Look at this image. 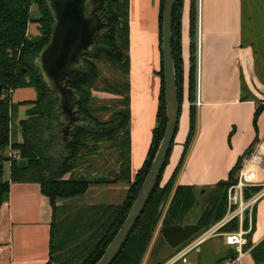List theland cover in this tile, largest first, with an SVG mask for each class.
<instances>
[{"label":"trees","instance_id":"obj_1","mask_svg":"<svg viewBox=\"0 0 264 264\" xmlns=\"http://www.w3.org/2000/svg\"><path fill=\"white\" fill-rule=\"evenodd\" d=\"M130 0H109L102 10V19L106 26L101 30L102 37L92 52L83 56L84 67L81 71L72 73L67 86L78 94L77 114L82 122L77 123L71 131V137L65 142L63 149L67 156L58 158L51 154L58 142L53 131V122L57 120V98L44 83L34 60L48 44L51 35L53 18L45 0H0V216L3 204L10 196L11 183H38L42 193L49 199L53 212L51 227L50 260L52 264H97L106 252L108 246L118 233L127 218L142 184L149 172L152 161L163 138L167 123L165 105V78L162 53V24L165 0H161L160 8V48L162 53V86L157 112V125L152 134V141L143 166L137 172L134 180L131 175V98H130ZM37 5L39 16L33 18L31 9ZM184 0H177L173 11V57L175 62L177 86L179 91L180 114L184 96V65L182 59V11ZM37 23L40 35L29 37V26ZM197 0H190V68L188 77V97L190 102V128L185 143L187 152L196 132L197 122ZM245 36V35H244ZM253 43L258 55V40ZM109 66L114 72H122L121 78L114 79L102 71ZM108 68V67H107ZM22 69L27 73L23 74ZM256 75L264 85V67L256 61ZM34 88L36 100L24 103L30 106L26 110V118L19 123L22 143L14 139L17 133L12 131V96L15 90ZM99 92H107L119 97L123 108L98 105L101 100ZM264 106H258L255 113V124ZM110 115L103 119V115ZM179 123V122H178ZM178 127L176 130V134ZM108 144L104 146L103 144ZM174 146L170 148L165 167L158 184L150 196L146 208L136 222L120 253L111 264H141L152 242L153 236L162 220V228L172 225H185L187 217L200 204L205 192H211L208 202L201 207V214L195 219L202 229H210L218 223L227 212V191L236 183V173L248 150L237 165L232 169L227 181L218 183L214 188L198 189L193 186H178L174 190V180L177 174L164 186L161 185L164 170L169 162ZM11 148L17 152L19 159L6 158L4 151ZM116 155L113 161L108 160L106 174L99 165V159L104 153ZM184 159V157H183ZM178 167V171L183 163ZM19 160H26L27 166L20 168ZM11 162L10 181L4 180V164ZM112 165H109V164ZM96 168L92 175L84 174L83 170L74 171L84 165ZM93 165V166H92ZM112 167V168H110ZM110 169V170H109ZM127 183L129 189L123 203L97 205H68L66 201L83 196L91 187L110 184ZM259 187L248 189L246 197H251ZM204 191V193H203ZM60 201V205L58 202ZM165 204L163 211L159 209ZM168 205V206H167ZM61 208L65 215L62 221L64 231L60 242L55 245L57 233V212ZM163 217V219H162ZM255 223V212H254ZM248 228L247 219L243 223ZM239 229V221L233 220L222 228L221 232H235ZM248 235L249 251L257 264H264V241L257 246L251 242ZM58 247V248H57ZM58 255V259L56 258ZM227 260H234L236 254L229 252Z\"/></svg>","mask_w":264,"mask_h":264},{"label":"crops","instance_id":"obj_2","mask_svg":"<svg viewBox=\"0 0 264 264\" xmlns=\"http://www.w3.org/2000/svg\"><path fill=\"white\" fill-rule=\"evenodd\" d=\"M129 7L130 20L134 21V28L132 24L130 31L131 175L134 180V175L146 160L157 125L155 115L162 86L161 0H130ZM197 9L196 132L185 153L190 128L188 77L191 40L190 0H184V96L178 131L161 185L167 184L177 172L174 190L178 186L214 188L228 180L230 172L248 150L261 156L259 180L264 184V109L257 123L254 122L258 106H264V85L256 75L257 59L264 67V0H197ZM254 10L261 13L258 22L252 15ZM256 39L258 55L251 43ZM22 109L25 116L18 120V124L26 118L28 107L23 106ZM16 133L15 141L22 143L20 131ZM16 153L9 147L3 154L11 158ZM5 165H8L10 178L11 162ZM103 187L109 188V198L116 191L129 189L127 183ZM91 189L93 187L83 195L86 200L82 205L113 204L96 200L97 191ZM52 222V207L40 184L11 183L10 196L1 208L0 264H47ZM262 241L264 196L256 205L251 235L254 247ZM152 248L141 264H168L173 257L153 261ZM230 251L223 252V257L219 258L220 246L215 242L209 255L202 256L201 248L200 252L187 255L186 263L179 261L176 264H229L227 257ZM237 264L257 263L246 251Z\"/></svg>","mask_w":264,"mask_h":264},{"label":"water","instance_id":"obj_3","mask_svg":"<svg viewBox=\"0 0 264 264\" xmlns=\"http://www.w3.org/2000/svg\"><path fill=\"white\" fill-rule=\"evenodd\" d=\"M53 18L48 44L34 60L44 83L59 100L63 115L64 134L71 137V127L82 120L77 114L78 94L67 86L69 76L84 67L83 56L89 55L94 46L100 43L101 30L106 26L102 10L109 0H45ZM177 0H165L162 24V53L165 78V105L167 123L163 138L152 161L149 172L140 192L118 233L97 264H111L120 253L136 222L142 216L150 196L155 190L176 136L179 122L180 102L173 57V11ZM23 74L27 73L22 69ZM2 85H0V95ZM70 139H67L68 142ZM65 142H62V146ZM51 154L65 158L63 147L54 149ZM20 168L27 166L26 160H19ZM204 193V191H203ZM162 203L159 212L163 211ZM202 227L195 220L185 225L165 226L161 235L171 248L177 249L190 241Z\"/></svg>","mask_w":264,"mask_h":264},{"label":"rangeland","instance_id":"obj_4","mask_svg":"<svg viewBox=\"0 0 264 264\" xmlns=\"http://www.w3.org/2000/svg\"><path fill=\"white\" fill-rule=\"evenodd\" d=\"M253 13L254 14H252V15L255 17V21L258 22V17L261 16L260 15L261 13L258 12L257 10H254ZM31 16L33 18H38L39 11H38L37 5H34L32 7ZM132 24H133V28H134V21L132 22V20H130V13H129V26H130V31L131 32H132ZM136 27L137 26L135 24V30H136ZM147 29H148V27H147ZM40 31H41L40 26L37 23L30 24V26H29V37L30 38H34V37L39 36L40 35ZM107 67L103 66L102 67V71L105 72V73H108L114 79L121 78L122 72H120V71L114 72V70H112V68H110L109 66H107ZM129 79H130V75H129ZM130 82H131V88H132L131 79H130ZM97 96L101 98V100L98 103V105H100V106L107 105V106L111 107L114 104H117L116 103L117 100L119 102V100L121 99V98L119 99V97L116 98V96H114L112 94H109L107 92H99L97 94ZM36 97H37V92H36V90L34 88H21V89H17V90L14 91L13 96H12V102H11L12 103V131L14 132V134H15V132H17V130L20 131V126L17 123L18 120L25 116L22 107L23 106L24 107H28V108L30 107V106L24 105V103L33 102V101L36 100ZM158 104H159V102H158ZM116 108H123V105L119 102ZM116 108H114V107L112 108L111 107V109H116ZM157 112H158V109L156 111V115L155 116H157ZM109 115H110L109 113L104 114L103 115V119H106ZM14 139H15V137H14ZM103 145L107 146L108 144L104 143ZM110 153L111 152L104 153L105 154V155H103L104 157L99 159L100 160L99 161V165H106L108 163L109 159H110V161H112V160L114 161L116 159V155L114 156V154H113L112 156H110L109 155ZM12 156L14 157V155H12ZM13 157H11V158H13ZM109 165H112V164L110 163ZM108 167L109 166L107 164V168L101 169L102 170L101 174L108 173L107 172ZM110 168H112V167H110ZM95 169L96 168H94V166H93V169H91V165L88 164V165H84L83 167L77 168L74 171V174H78V173H80L83 170L84 174L92 175L93 171ZM136 174H137V172H136ZM136 174L134 175L133 178H135ZM3 178H4V180H8V181L10 180L8 165H5V167H4ZM91 190L92 191H97L98 197H97L96 200H98L99 202H102V203L110 201L114 205H118V204H121L125 200V198L127 196V189H125L123 191H120V192L116 191V193H114L111 196V198H109V195H110L109 188H105L103 186H94L93 189H91ZM210 196H211V192H209V191L205 192V195L202 196V198L200 199V204H199L198 208H196V210H194L192 212V214H190L187 217V220H186L187 223L186 224L192 222L193 220H195L201 214V212H202L201 207L208 202ZM85 200H86V198L84 196L83 197H78V198L76 197V198H73V199H70V200L66 201V203L68 205H72V206L74 205V206L78 207V206H81L82 203ZM60 204L61 203L59 201L58 205H60ZM65 215H67V213H65V212L63 213V210L61 208H59L58 212H57V221H56L57 222V225H56L57 233L55 235V240H56L55 245L56 246L60 242V238L62 236V232L64 231V224H62V221L65 219ZM162 219H163V217H162ZM161 222H162V220H161ZM161 222H160V224H159V226H158V228H157V230H156V232H155V234L153 236L152 242H151V244L149 246V249H148V251H149L150 248L153 247L152 248L153 250H152V253H151V257H152L153 261H162V260H164V258H169V257H172V256L174 257V255L179 253V251H181L184 246L189 244V242H191V240H193L194 238L198 237L199 235H202L203 232L208 230L207 228L202 229L199 233L194 235V237L190 241L184 243L182 246L178 247L177 249H173V248L170 247V245L167 243V241L161 235V230H162V223ZM215 242H217V245L220 246V252H219V255H218L219 258L223 257V252H226L227 250L234 251L236 256H237L235 248L231 247V246H228L226 244V239L224 237H217V236L213 237L212 239L208 240L206 243H204L202 245V247H201L202 250H203L202 256L209 255L210 247ZM248 248L249 247H245L244 251H246ZM148 251H147V253H148ZM58 255L59 254H56V258L57 259H58ZM58 263H59V260H55L52 264H58Z\"/></svg>","mask_w":264,"mask_h":264},{"label":"built area","instance_id":"obj_5","mask_svg":"<svg viewBox=\"0 0 264 264\" xmlns=\"http://www.w3.org/2000/svg\"><path fill=\"white\" fill-rule=\"evenodd\" d=\"M13 157V156H12ZM14 159H19L14 154ZM261 156L258 152H252L246 155L236 173V183L228 188L227 191V212L225 216L214 226L202 235L194 238L183 247L179 253L172 257L168 264H176L179 261L187 262V255L192 252H200L201 246L213 237H224L228 246L234 247L237 256L234 260H230L229 264H237L244 256L246 251L244 248L248 244V235L254 226V212L259 200L264 196V184L259 180V161ZM259 187L260 190L255 192L251 197H246L248 189ZM239 221V229L235 232H221L222 228L231 223L233 220ZM247 219L248 228L243 227L244 221Z\"/></svg>","mask_w":264,"mask_h":264},{"label":"flooded vegetation","instance_id":"obj_6","mask_svg":"<svg viewBox=\"0 0 264 264\" xmlns=\"http://www.w3.org/2000/svg\"><path fill=\"white\" fill-rule=\"evenodd\" d=\"M57 120H55L53 122V131L56 133L57 135V140L56 142H58L57 146L55 147V149H59L61 147L62 142H66L67 139L69 138L67 135L64 134L63 128H64V124L62 123L63 120V115L60 112L59 109V100L57 99ZM78 122H76L75 124L72 125L71 129L77 124Z\"/></svg>","mask_w":264,"mask_h":264}]
</instances>
